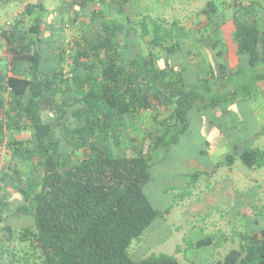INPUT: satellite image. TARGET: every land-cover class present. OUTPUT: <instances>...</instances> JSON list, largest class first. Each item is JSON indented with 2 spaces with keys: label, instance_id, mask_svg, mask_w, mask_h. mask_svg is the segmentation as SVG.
Instances as JSON below:
<instances>
[{
  "label": "trees",
  "instance_id": "obj_1",
  "mask_svg": "<svg viewBox=\"0 0 264 264\" xmlns=\"http://www.w3.org/2000/svg\"><path fill=\"white\" fill-rule=\"evenodd\" d=\"M128 2L70 0L76 8L67 21L63 12L50 14L56 24L41 2H30L0 27V154L2 146L9 152L0 165V264L14 218L30 222L18 237L32 240L39 255L30 261L26 252L11 253L8 264H180L162 252L129 257L132 240L171 206L158 210L146 193L152 153L177 143L192 108L238 107L256 82L264 87V0H207L203 19L187 30L139 12L134 20ZM112 9L119 15L110 16ZM66 25L80 36L63 44ZM145 111L152 128L140 141L142 125L133 122ZM22 131L27 138L14 136ZM233 153L214 169L236 158L264 167V150L237 146ZM258 215L250 222L257 225ZM258 228L241 231L222 259L189 264H264V225Z\"/></svg>",
  "mask_w": 264,
  "mask_h": 264
},
{
  "label": "rangeland",
  "instance_id": "obj_2",
  "mask_svg": "<svg viewBox=\"0 0 264 264\" xmlns=\"http://www.w3.org/2000/svg\"><path fill=\"white\" fill-rule=\"evenodd\" d=\"M206 1L129 0L125 12L134 20L139 18L134 13L139 12L141 15L147 14L155 19H163L168 23L172 20H177L180 26L190 29L203 19L200 9ZM222 1L229 2L230 0ZM244 1L247 2L248 0ZM30 2H41L48 11V17L51 18V21L58 16V12H63L64 19L67 21L68 14L72 9L76 8L74 4V6H70V0H12L8 3H0V27L4 23L12 21L13 17L19 15L23 7ZM109 12L112 13L110 16L119 15L114 9L109 10ZM85 13H87V9ZM50 14L54 15V19H52L53 17ZM85 17L87 18L86 14ZM53 22L56 24L55 20ZM76 36H80L79 31L65 26L63 31L59 33V40L63 44H68ZM142 45L145 52V43ZM3 48V43L0 41L1 55L3 54ZM196 50L201 52L202 48L198 46ZM204 54L207 56L205 51ZM198 56L200 61L202 56L200 54ZM159 64L162 65L161 62ZM254 92L255 94H251L249 101L260 103L262 92L259 90H255ZM228 104L230 102H225L224 106ZM253 107L256 109L255 106ZM237 108L241 114L240 118L244 121L243 125L248 126V132L250 133L253 131L250 129L252 121L248 116L250 109L247 110L244 104H239ZM143 113L133 122L139 121L142 125L141 128L143 129L136 135V138H139L140 141L142 132H147V129L152 128L151 120L146 115V111ZM206 115L210 117V113H206ZM205 116L202 118L203 126L197 127L195 123H190L186 133L180 136L177 143H173L166 148L162 147L157 152H154V154L152 153L150 175L155 179L153 178L154 181L148 183L146 186V193L151 203L158 210L163 211L169 205H172V209L170 210V215L155 219L145 228L139 239L132 240L128 249L131 259L139 260L151 253L162 252L174 255L180 264L214 262L222 259L230 249L238 247L240 242L238 234L241 231L248 229V227L259 229L258 227L261 228L264 225L263 220L257 225L250 222L254 212L263 214L264 216V183H261L258 188L253 186L252 183L255 184V182L250 180L251 184L247 181V183L242 184V187H240V184L236 183V178L241 175L236 177L235 174L239 170H245L243 172L251 176H253V173L249 172L248 170L251 169H248L237 158L234 161L235 164L233 163L231 167L229 165L219 166L214 179L208 180L206 176L202 177L201 179L204 182L201 181L200 185L193 190L191 188L192 182L187 179L175 183L173 175L177 176L178 169L184 165L187 159H197L211 170L212 165L209 164L210 161L216 162L224 158L227 153H231L230 149H226L225 144L219 147L220 150L214 153V155L211 154L212 156L203 152L205 149L203 137L210 140L213 135L210 131L211 128H208L206 123L204 125ZM153 126L155 127L156 125ZM135 127L139 128L138 125ZM26 133L27 131H22L14 136L17 138H27ZM142 141L143 143L146 142L143 139ZM238 144L236 145L238 146ZM248 147L252 148V146ZM125 154H130L129 148L126 149ZM8 155L9 152L6 147L2 146L0 165L4 166L7 164ZM230 170L232 171L230 172ZM256 174L264 177V168H257ZM163 185L168 186L167 192H164L161 188ZM189 192L192 195L189 201H186V204L178 203L183 195H189ZM237 206L245 213L246 217L241 216V213H237ZM10 224L14 227L13 237L10 240L2 237L4 249L7 250L4 253V263L8 264V261L12 259L11 253H14L17 258L26 252L30 256V261L38 259L39 249L37 245L32 240L21 241L18 237L20 227L25 224L28 225L30 222H23L20 219L14 218L10 221ZM207 235L214 237L210 244L198 243V241L205 239ZM13 264L19 263L15 261Z\"/></svg>",
  "mask_w": 264,
  "mask_h": 264
},
{
  "label": "crops",
  "instance_id": "obj_3",
  "mask_svg": "<svg viewBox=\"0 0 264 264\" xmlns=\"http://www.w3.org/2000/svg\"><path fill=\"white\" fill-rule=\"evenodd\" d=\"M189 41L190 40H184V43L186 42L190 44ZM206 52H207L208 57H211L212 53H209L208 49L206 50ZM189 53H192V52H189ZM190 55L191 54L188 55L187 57L188 59H190ZM232 59H234V62L231 66L235 64L234 54L232 55ZM191 73L193 74L194 78L197 77V74L194 70H192ZM255 87L260 92L264 91L263 90L264 87L261 81L256 82ZM226 88H227L226 84L222 83L221 90H225ZM256 103L257 102H250L249 100L245 102H242V101L240 102V104L246 105L247 110L250 109L248 116L250 117L252 121V127L250 129L253 130L250 133L248 132L249 130L247 128L248 126L246 127L243 125L244 121L240 118L241 114L239 113L238 108L235 105V101H230V104H228L227 106L216 107L212 109L211 111H206V110L199 111L197 107L192 108L193 110L190 116L192 119V123H195L197 127L203 126L202 118L203 116H205L206 113H210V117L212 118V120L210 121V124L204 119L205 120L204 125L206 123V126L208 128H211L210 131L213 133V135L210 138V140L208 138L203 137V144H205L206 142L208 143L207 145L205 144V149L203 152L206 153L207 155H211V154L214 155V153L220 150L219 147L225 144L226 149H230L231 150L230 152L233 153L235 152V147H237L236 144L238 143H239L238 144L239 149L243 147L252 146V148H258L260 150H264V101L263 102L261 101L260 103H257V104ZM253 106H255L256 109ZM165 116H167V114L163 113L162 117H165ZM235 141H238V142H235ZM228 154L230 153H227L224 156V158L219 159L216 162L210 161L209 164L212 165L210 168L211 170L205 167L203 163H201V161L197 159H194V158L187 159L184 165L178 169L177 176L175 174L173 175L175 179V183L182 182L185 179H187L188 181L192 182L191 188L193 190L200 185L201 181L204 182V180L201 179L202 177L206 176L208 180L214 179L215 174L217 173V168L214 169L215 165L220 161H224ZM234 161L233 163L235 164ZM233 163L230 164L229 166L231 167ZM206 165L209 167L208 164ZM221 166H224V165H221ZM213 169L215 170L214 173H210ZM256 169L257 168H251V170H248L249 172L251 171L253 173V176L249 175L248 173H244L243 171L245 170H239L235 174V176L236 177L240 175L241 176L236 178L237 180L236 183L240 184V187H242V184L247 183V181L250 183V180H252L255 182V184L252 183V185L259 188V185L261 183H264V177L263 176L261 177L259 174H256ZM231 171L232 170H230V172ZM154 179L152 180V182L154 181ZM161 188L164 190V192H167V190L169 189L167 185H163ZM191 196H192L191 192H189V195H183V197L178 201V203L186 204V201H189ZM185 197H188V198H185ZM259 197H260V194H259ZM171 209H172V205L170 206L169 211L165 213L163 216L170 215ZM237 213L242 214V210L238 208ZM260 215L261 214L258 215L259 223L261 220L264 221V217L262 218L260 217Z\"/></svg>",
  "mask_w": 264,
  "mask_h": 264
},
{
  "label": "built area",
  "instance_id": "obj_4",
  "mask_svg": "<svg viewBox=\"0 0 264 264\" xmlns=\"http://www.w3.org/2000/svg\"><path fill=\"white\" fill-rule=\"evenodd\" d=\"M66 27H67V25H66Z\"/></svg>",
  "mask_w": 264,
  "mask_h": 264
}]
</instances>
